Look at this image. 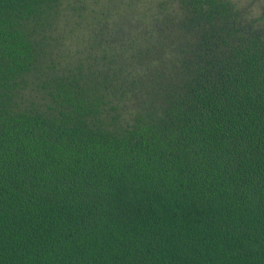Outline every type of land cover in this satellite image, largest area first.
Masks as SVG:
<instances>
[{
    "label": "trees",
    "instance_id": "16d2710c",
    "mask_svg": "<svg viewBox=\"0 0 264 264\" xmlns=\"http://www.w3.org/2000/svg\"><path fill=\"white\" fill-rule=\"evenodd\" d=\"M0 264H264V0H0Z\"/></svg>",
    "mask_w": 264,
    "mask_h": 264
}]
</instances>
